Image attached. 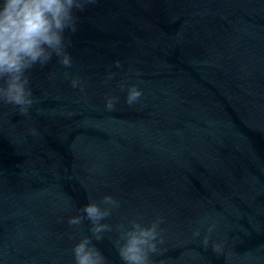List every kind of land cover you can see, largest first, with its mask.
Returning a JSON list of instances; mask_svg holds the SVG:
<instances>
[{"label": "water", "instance_id": "95a60500", "mask_svg": "<svg viewBox=\"0 0 264 264\" xmlns=\"http://www.w3.org/2000/svg\"><path fill=\"white\" fill-rule=\"evenodd\" d=\"M77 15L72 65L29 71L27 114L0 101V264H75L86 236L123 264L121 225L157 220L151 264H264V0H93ZM89 202L111 207L100 240L68 223Z\"/></svg>", "mask_w": 264, "mask_h": 264}, {"label": "clouds", "instance_id": "9594fccd", "mask_svg": "<svg viewBox=\"0 0 264 264\" xmlns=\"http://www.w3.org/2000/svg\"><path fill=\"white\" fill-rule=\"evenodd\" d=\"M93 0H0V101L15 105L27 114L34 104L30 87L29 71L35 66H45L53 58L65 67L72 65V56L67 51V35L78 28L77 13L83 11ZM119 64V62H117ZM73 86L79 84L72 80ZM127 91V103L140 100L143 90L137 84H121ZM116 98H109L107 107L112 109ZM104 204L115 206L111 196L104 197ZM111 214V207H101L96 202L83 206L82 215L69 218L68 223L80 225L84 219L91 222V232L96 240L111 230L104 223ZM160 221L150 226L131 222L121 225L117 251L123 264H151L149 254L157 250ZM214 224L208 226L211 232ZM199 231H197V235ZM207 243V240L205 241ZM219 245H216L219 250ZM75 264H107L103 252L93 244L92 237L80 239L73 248Z\"/></svg>", "mask_w": 264, "mask_h": 264}]
</instances>
